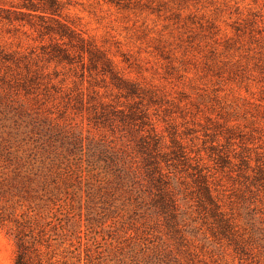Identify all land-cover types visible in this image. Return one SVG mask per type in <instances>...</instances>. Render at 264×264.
<instances>
[{"label": "rangeland", "instance_id": "374dc122", "mask_svg": "<svg viewBox=\"0 0 264 264\" xmlns=\"http://www.w3.org/2000/svg\"><path fill=\"white\" fill-rule=\"evenodd\" d=\"M20 237L30 264H264V0H0V264Z\"/></svg>", "mask_w": 264, "mask_h": 264}, {"label": "trees", "instance_id": "16d2710c", "mask_svg": "<svg viewBox=\"0 0 264 264\" xmlns=\"http://www.w3.org/2000/svg\"><path fill=\"white\" fill-rule=\"evenodd\" d=\"M21 8H27L28 10H31V11H38V10H41L42 12H48V10H53L52 7H37L36 5H34L33 3H25V5H23V7ZM19 12H23V11H19ZM53 14V12H50ZM125 88L127 89V92L129 95H134V94H137V89L135 87V84L133 83H129V81H125ZM129 108V112L126 113L124 109H119V112H121V115L119 116L120 118V121L124 122V124H126L127 122V119L128 118H131L133 120H136L138 118V116H141L140 113L135 110V108H133V106H131V104L128 106ZM118 110H113L114 113H116ZM145 114V113H143ZM106 114L104 113H97L95 115V122H104L103 120L104 119H107V118H104ZM137 117V118H136ZM149 133V135L153 134L155 132V129L154 127H152V129H148L147 131ZM157 143V142H156ZM147 144V145H146ZM145 145L146 147L149 146V142H147ZM144 145V146H145ZM156 145V144H155ZM102 147L103 149L109 151L107 149V147L105 146V144H102ZM145 147V148H146ZM205 191H206V195L210 197L211 193H209V189H208V186H205ZM15 264H30V255H29V248H28V245H27V242L25 241V239H23L22 237L19 238V241H18V254H17V259H16V262Z\"/></svg>", "mask_w": 264, "mask_h": 264}]
</instances>
